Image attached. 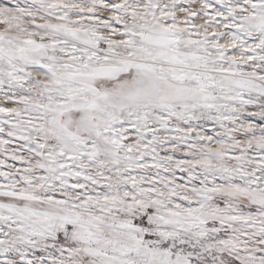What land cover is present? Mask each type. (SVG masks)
I'll return each mask as SVG.
<instances>
[{"label": "snow or ice", "instance_id": "obj_1", "mask_svg": "<svg viewBox=\"0 0 264 264\" xmlns=\"http://www.w3.org/2000/svg\"><path fill=\"white\" fill-rule=\"evenodd\" d=\"M0 264H264V0H0Z\"/></svg>", "mask_w": 264, "mask_h": 264}]
</instances>
